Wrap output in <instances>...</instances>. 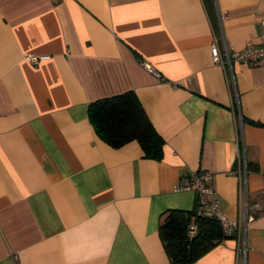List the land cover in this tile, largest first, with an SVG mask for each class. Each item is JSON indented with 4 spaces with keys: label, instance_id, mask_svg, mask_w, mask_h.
<instances>
[{
    "label": "crops",
    "instance_id": "obj_1",
    "mask_svg": "<svg viewBox=\"0 0 264 264\" xmlns=\"http://www.w3.org/2000/svg\"><path fill=\"white\" fill-rule=\"evenodd\" d=\"M262 21L264 0H0V264H171L159 215L196 207L176 186L199 169L230 220L245 173L247 218L191 264H264V68L235 63L233 84L210 52L264 44ZM125 91L158 160L89 120Z\"/></svg>",
    "mask_w": 264,
    "mask_h": 264
},
{
    "label": "trees",
    "instance_id": "obj_2",
    "mask_svg": "<svg viewBox=\"0 0 264 264\" xmlns=\"http://www.w3.org/2000/svg\"><path fill=\"white\" fill-rule=\"evenodd\" d=\"M87 113L96 134L118 148L136 140L145 157L160 159L163 138L155 130L132 91L94 100ZM190 226L194 231H190ZM158 234L171 264H191L224 238L220 223L211 214L193 210L165 209L159 215Z\"/></svg>",
    "mask_w": 264,
    "mask_h": 264
},
{
    "label": "built area",
    "instance_id": "obj_3",
    "mask_svg": "<svg viewBox=\"0 0 264 264\" xmlns=\"http://www.w3.org/2000/svg\"><path fill=\"white\" fill-rule=\"evenodd\" d=\"M262 37H264V21H262ZM210 52L214 62L220 63L227 70L230 80L234 84V72L233 65L239 62H245L252 64L254 62H260L262 68H264V44H255L248 41L246 45L239 50L229 49V47L224 44L223 49H219L217 44V38L213 39L210 45ZM49 58L48 54H28L27 59L36 64L41 60ZM142 64L149 68L153 73L158 75V73L152 70L148 64L143 61ZM240 184L242 189V194L244 198V209L242 210V216L240 220H230L226 217L222 211L219 200L215 194V191L211 187L209 180L211 178V172L209 170L199 169L192 170L179 178L177 183L178 189H191L196 194V211L198 214H211L220 223L223 233L227 236H232L237 238L240 236L241 225L246 223V206H245V194H246V176L245 173L240 171ZM190 231H194V227L190 226ZM244 252V248H243Z\"/></svg>",
    "mask_w": 264,
    "mask_h": 264
}]
</instances>
